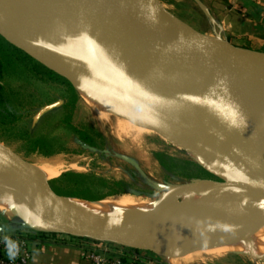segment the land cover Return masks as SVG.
Returning a JSON list of instances; mask_svg holds the SVG:
<instances>
[{
    "label": "bare ground",
    "instance_id": "bare-ground-1",
    "mask_svg": "<svg viewBox=\"0 0 264 264\" xmlns=\"http://www.w3.org/2000/svg\"><path fill=\"white\" fill-rule=\"evenodd\" d=\"M152 17L150 10L139 13L144 21ZM0 34L55 73L67 77L93 113L105 122L114 119L122 135L136 138L155 134L182 147L205 170L224 178L226 184H197L185 198L180 197L181 202L166 191L154 198L122 195L101 204L62 198L64 213L60 221L113 230L153 228L145 245L155 247L166 264H194L204 256L226 254L250 256L253 260L264 258V194L244 195L232 182L230 174L246 168L234 158H220L210 143L216 107L182 69V54L146 58L123 55L36 0H0ZM220 47L240 71H252H247L249 80L255 79L256 71H264V60L242 61L227 47ZM259 83L264 88L263 82ZM256 102L264 108V96ZM255 109L252 110L258 114L264 131V116ZM239 121V115L229 111L216 138L229 139ZM178 125L193 126L206 136L190 133ZM0 152L15 160L2 147ZM59 160L29 164V168L46 183L63 169ZM174 206L190 209L189 215L167 214ZM0 211L17 216L31 228L41 226L39 220L56 224L59 219L54 204L41 194L36 198L29 188H16L14 177L1 167Z\"/></svg>",
    "mask_w": 264,
    "mask_h": 264
},
{
    "label": "water",
    "instance_id": "water-1",
    "mask_svg": "<svg viewBox=\"0 0 264 264\" xmlns=\"http://www.w3.org/2000/svg\"><path fill=\"white\" fill-rule=\"evenodd\" d=\"M36 1L74 21L88 36L101 40L123 55L146 58L171 53L182 54V69L191 77L192 83L211 98L216 107L215 124L210 130V139L213 140L210 143L220 158H234L246 168L230 174L232 182L244 195L252 192L264 194V131L258 114L252 110L258 109V113L264 116V108L256 102L259 97L252 93V81L245 73H239L237 64L226 57L220 45L227 47L236 57L244 56L247 51L206 35L178 18L159 0ZM148 10L152 12V19L141 20L139 13ZM55 106L57 104L40 109L34 121ZM229 111L236 112L240 121L234 134L221 141L216 137L221 134ZM178 126L190 133L206 136V133L193 126ZM0 167L14 177L16 188H29L36 198L41 194L58 209V223L39 220L41 226L30 227L35 232L65 235L158 254L155 247L145 245V239L153 234V228L113 230L77 222L64 223L60 221L64 213L60 200L73 197L56 194L47 183L36 177L29 164L19 158L10 160L0 152ZM211 175L215 180L207 181L226 186L224 178ZM189 211L186 207L174 206L167 214L189 215ZM195 217H199L197 213Z\"/></svg>",
    "mask_w": 264,
    "mask_h": 264
},
{
    "label": "rangeland",
    "instance_id": "rangeland-1",
    "mask_svg": "<svg viewBox=\"0 0 264 264\" xmlns=\"http://www.w3.org/2000/svg\"><path fill=\"white\" fill-rule=\"evenodd\" d=\"M159 1L178 18L193 25L188 20L193 17L188 14L186 4L180 5L178 0ZM241 58L242 61H250L251 58L264 60V57L258 58L257 55L250 52H245ZM247 71L252 72L249 69ZM247 71L244 68L240 72H246L245 74L249 75L250 72ZM257 72L261 73L257 75ZM253 75L255 79L251 78L254 85L251 89L256 91L255 83L261 85L260 80L264 85V71H256ZM65 78L76 91L77 101H72V97L65 87L42 81L10 78L6 85L8 98L1 105L2 109L0 110V147L9 155L30 165H41L59 159L63 163V169L59 175L46 182L53 191L57 188L63 193H77L93 198L102 197L104 199L91 201L101 204L107 199L128 195L123 193L109 196L116 189L118 190L112 185L113 182H122L126 185L125 188L136 193L135 197L154 198L160 192L166 191L181 202L180 197L185 198L195 185L213 183L207 180L190 183L189 176L184 173L187 166L183 162L192 160L201 168L203 167L182 147H176L168 141H163L155 134H141L136 138L122 135L114 119L108 122L100 120L82 101L73 83L67 77ZM132 84L135 83L132 82ZM259 85L255 92L257 94H254L262 98L264 88L261 85L262 89L259 91L261 88ZM51 104H57V106L39 116L37 124H35L34 118L39 110ZM31 120L33 121L31 122ZM76 131L87 134L91 144L84 143L75 133ZM28 134L46 137L51 147L50 150H52L51 155L43 156L38 151H31L32 143L28 139ZM159 153L164 154L172 161L174 166L172 172L165 171L160 167L156 160V155ZM65 173L90 177L79 179L77 181L79 185L76 188L66 184V181L53 182ZM0 218L4 223L8 222L16 226L14 234L35 236L34 230L26 226L17 216H7L0 211ZM159 258L165 263L162 256L159 255ZM194 264H264V258L253 260L250 256L241 257L235 254H226L204 256L201 260H196Z\"/></svg>",
    "mask_w": 264,
    "mask_h": 264
},
{
    "label": "crops",
    "instance_id": "crops-1",
    "mask_svg": "<svg viewBox=\"0 0 264 264\" xmlns=\"http://www.w3.org/2000/svg\"><path fill=\"white\" fill-rule=\"evenodd\" d=\"M186 4L188 19L208 36L250 53L264 55V0H178ZM178 4V6H180ZM16 226L0 218V238L14 235ZM98 243L65 235H45L32 240L27 264H92L89 250ZM123 251V250H122ZM138 264H165L151 252L124 250Z\"/></svg>",
    "mask_w": 264,
    "mask_h": 264
},
{
    "label": "trees",
    "instance_id": "trees-1",
    "mask_svg": "<svg viewBox=\"0 0 264 264\" xmlns=\"http://www.w3.org/2000/svg\"><path fill=\"white\" fill-rule=\"evenodd\" d=\"M10 78H15V79L20 78V79H25L27 81L35 80L37 82L42 81L49 84L62 86L65 87L67 91L70 93L73 102L78 100V95L76 91L74 90L71 83L65 77L48 69L40 62L32 58L30 55L25 53L23 50L10 44L6 39H4L0 35V110L2 109L1 105L5 103V101L8 98V92H7L8 87L6 85ZM32 121L33 120H31V122ZM37 121L38 120H36L34 123L37 124L36 123ZM75 133L84 143H88V144L90 143V137L87 134L78 131H76ZM28 139L32 143V146L30 148L31 151H38L43 156L51 155L52 150H50L51 147L49 146L46 137L34 136L33 134H28ZM156 160L158 161L160 167L163 168V170L169 172H172L174 170L172 161L164 154L162 153L157 154ZM183 164L187 166L184 169V173H186L187 176H189L190 183L198 180H215V178L210 173L205 171L194 161L189 160L183 162ZM88 177L90 176H84L81 174H74V173H65L62 174L57 180H53V182L57 183L61 181L62 182L66 181V184L70 185L72 188H76L79 185L77 182L79 179L80 180L86 179ZM112 185L118 188V190L116 189V191L110 194L109 196L123 194V193L136 195V193L133 192L132 190L125 188L126 185L122 182H113ZM54 192H56V194L60 196L73 197V199L85 200L89 202L104 199L102 197L93 198L77 193H63L61 192V190L57 188H55ZM34 234L35 236L26 235V237L29 240H34L35 238H40L42 236L47 235L35 231ZM86 241H90V240H86ZM124 262L127 264L129 261L126 259L124 260Z\"/></svg>",
    "mask_w": 264,
    "mask_h": 264
},
{
    "label": "built area",
    "instance_id": "built-area-1",
    "mask_svg": "<svg viewBox=\"0 0 264 264\" xmlns=\"http://www.w3.org/2000/svg\"><path fill=\"white\" fill-rule=\"evenodd\" d=\"M32 240L20 234L0 238V264H27L31 258ZM127 250L109 243H98L89 250L88 258L92 264H138L137 257L128 258L122 252ZM126 258V259H125Z\"/></svg>",
    "mask_w": 264,
    "mask_h": 264
}]
</instances>
